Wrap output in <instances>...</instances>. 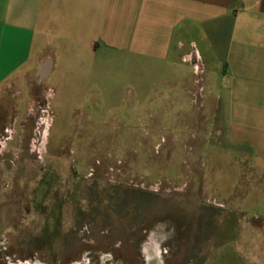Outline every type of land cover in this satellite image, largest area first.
Wrapping results in <instances>:
<instances>
[{"label":"rangeland","instance_id":"1","mask_svg":"<svg viewBox=\"0 0 264 264\" xmlns=\"http://www.w3.org/2000/svg\"><path fill=\"white\" fill-rule=\"evenodd\" d=\"M60 29L0 105V264H264V106Z\"/></svg>","mask_w":264,"mask_h":264},{"label":"crops","instance_id":"2","mask_svg":"<svg viewBox=\"0 0 264 264\" xmlns=\"http://www.w3.org/2000/svg\"><path fill=\"white\" fill-rule=\"evenodd\" d=\"M61 26L66 43L142 60L179 89L190 75L181 62L198 61L218 96L264 106V0H0V105L10 88L53 75Z\"/></svg>","mask_w":264,"mask_h":264},{"label":"built area","instance_id":"3","mask_svg":"<svg viewBox=\"0 0 264 264\" xmlns=\"http://www.w3.org/2000/svg\"><path fill=\"white\" fill-rule=\"evenodd\" d=\"M196 69H197V71L200 70L201 72H203V67L200 63H198V61L196 62Z\"/></svg>","mask_w":264,"mask_h":264},{"label":"bare ground","instance_id":"4","mask_svg":"<svg viewBox=\"0 0 264 264\" xmlns=\"http://www.w3.org/2000/svg\"><path fill=\"white\" fill-rule=\"evenodd\" d=\"M150 263L153 264V259H150Z\"/></svg>","mask_w":264,"mask_h":264}]
</instances>
